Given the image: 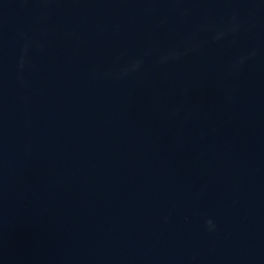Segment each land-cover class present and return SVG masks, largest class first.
Wrapping results in <instances>:
<instances>
[{"label": "water", "instance_id": "95a60500", "mask_svg": "<svg viewBox=\"0 0 264 264\" xmlns=\"http://www.w3.org/2000/svg\"><path fill=\"white\" fill-rule=\"evenodd\" d=\"M0 264H264V0H0Z\"/></svg>", "mask_w": 264, "mask_h": 264}]
</instances>
